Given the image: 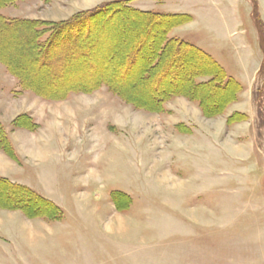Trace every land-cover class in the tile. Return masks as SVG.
<instances>
[{
  "label": "rangeland",
  "instance_id": "rangeland-1",
  "mask_svg": "<svg viewBox=\"0 0 264 264\" xmlns=\"http://www.w3.org/2000/svg\"><path fill=\"white\" fill-rule=\"evenodd\" d=\"M116 1L125 0L0 6L9 20L36 21L0 22V122L20 158L1 152L0 175L63 211L57 220L24 213L22 196L0 185V264H264V0L130 1L140 11L194 16L169 37L203 48L246 87L216 117L180 94L161 112L143 109L188 90L200 63L177 54L162 80L161 65L149 83L132 81L145 74L120 64L134 44L155 59L159 30L137 27L139 16L120 5L92 42L66 50L53 70L39 68V42L42 51L59 25ZM234 114L247 119L229 123Z\"/></svg>",
  "mask_w": 264,
  "mask_h": 264
},
{
  "label": "trees",
  "instance_id": "trees-1",
  "mask_svg": "<svg viewBox=\"0 0 264 264\" xmlns=\"http://www.w3.org/2000/svg\"><path fill=\"white\" fill-rule=\"evenodd\" d=\"M13 1L15 0H0V6L7 3H12ZM130 1L131 0L105 3L91 11H87L86 13L81 14L79 18L76 17L73 20L64 22L59 25L55 33L53 34V39L49 41L44 50L41 51V46L43 45V43L39 42L37 45L40 48V52L36 57L39 68L43 69L44 71H47V69L53 70L56 67L57 62L59 63V66H61V63L63 64V62L65 61L66 55H64V53H66V50L73 51L74 49H78V47L81 48V45L82 47H85L86 43L92 42V40L95 38V35L97 34L96 30L98 26L102 27L101 24L103 25L104 21L108 23L109 21H115V18H113V16H115L118 12L115 7L120 5V9L124 14L139 16L140 21L135 19L133 21V23H136L137 27L140 25V27L142 28V25L144 23L146 25H152V30H155L156 28H158L156 30H159V37L158 41L156 42V45L157 47H159V49L157 50L158 56L155 59H153L154 57L152 52L150 54L144 49V45L134 44L130 47V49H128V52L130 51V54L127 62H123L120 64H126V70L128 71H132L136 68L140 69V74H145H143L144 77H140V80L136 76L132 81L135 82L136 80V83H140V81L146 84L149 83L151 75L155 71L158 72V69L161 65L162 71L161 73L160 71L159 73H157L156 78H161L162 80L166 76V74H164L165 69H168V67L173 65V58L177 54L183 56L187 55L191 60L193 59L200 63L199 68L196 71L190 73V77L192 79L189 82L190 86L188 90L186 89L187 92L184 91V88L182 89V92H179V90H174L169 93L166 92L162 94L161 98L157 100L159 106L157 109L151 110L152 108L150 106H143V109L152 112H161L166 101L176 98V95L180 94L185 96L186 98H189L191 101H197L200 105V108H202L204 115L207 117H216L223 114L227 106L237 100L239 93L242 91L241 84L234 78L228 76L225 69L220 66V64L214 58H212L209 54H207L199 47L182 39L169 37V32L172 29L190 22L192 20V17L189 15H174L164 14L160 12L140 11L138 9L132 8L130 6ZM116 21H119L118 18L116 19ZM0 22L2 26H17L18 28L22 26H29V28H31L32 26L36 25V21L9 20L1 14ZM35 30V32H40L39 28ZM140 31L142 30L140 29ZM260 32L262 35L261 40L263 41L264 32L262 29L260 30ZM164 56L166 57L167 61L166 59L163 60V58H165ZM139 61H144L145 63L139 66ZM68 70V72H74V70L70 67L68 68ZM10 71L16 77H18L21 86L28 89L30 88L28 82L21 74H18L12 68L10 69ZM45 75H48V73H46ZM59 76H61V74ZM35 80H37V78H35ZM97 81V79L93 78V80L89 79L88 83H91L93 85L96 84ZM102 83L107 85L112 92L116 93L118 96L124 98L126 102H128L129 98L126 97L118 88L112 86L109 81L104 80ZM31 90L39 94L41 93V95L45 98H47V95H49V99H53L52 95L48 94L49 91L47 92L41 89L40 92L36 88H32ZM42 92H45V94H42ZM199 92L201 93L200 95H198ZM224 94L229 95V98L226 101H223ZM64 95L66 97L69 94L66 91ZM59 99H62V97L60 96ZM139 106H141L142 108V105ZM246 119V115L234 114L229 118V123L244 121ZM16 123L17 126H19L18 120L16 121ZM35 126L37 125H31L32 128L30 129H36ZM0 150L4 151L10 157L19 161L15 148L12 145V142L10 141L9 136L1 122ZM0 185L22 196L21 200L26 202L22 204L19 203V205H17V209H21L24 213H31L34 214V216H44L51 220H57L63 217V211L58 206H56L47 198L39 195L37 192L31 190L29 187L21 184H15L10 180L2 177H0ZM10 200L14 201V199L12 198H10Z\"/></svg>",
  "mask_w": 264,
  "mask_h": 264
},
{
  "label": "crops",
  "instance_id": "crops-1",
  "mask_svg": "<svg viewBox=\"0 0 264 264\" xmlns=\"http://www.w3.org/2000/svg\"><path fill=\"white\" fill-rule=\"evenodd\" d=\"M258 8H259V6H258ZM172 14V13H171ZM174 15H189V16H191L192 17V20L190 21V22H188V23H186V24H189V23H192V22H194L195 21V18H194V16L193 15H191V14H188V13H180V14H174ZM186 24H183V25H186ZM183 25H181V26H183ZM181 26H178V27H181ZM178 27H176V28H178ZM175 29V28H174ZM258 35H259V39H260V29H258ZM176 38V37H175ZM178 39H180V38H178ZM183 40V39H182ZM184 41H186V40H184ZM188 42V41H187ZM189 43H191V42H189ZM192 44H194V43H192ZM195 46H197V47H199L198 45H196V44H194ZM200 49H202L203 51H205L207 54H209L206 50H204L203 48H201V47H199ZM212 58H214V56H212L211 54H209ZM215 60H216V58H214ZM217 61V60H216ZM218 63H219V61H217ZM220 64V63H219ZM220 66H222L221 64H220ZM223 67V66H222ZM224 68V67H223ZM225 69V68H224ZM225 71L227 72V70L225 69ZM227 74H228V72H227ZM229 76V75H228ZM230 77H232V76H230ZM232 78H234V77H232ZM236 81H238L236 78H234ZM239 82V81H238ZM240 84H241V86H242V90L243 89H245L246 87H244V85L241 83V82H239ZM241 94V93H240ZM241 95H239V97H240ZM242 113H244V112H242ZM249 116V115H248ZM30 132H32V130L30 131ZM16 151V150H15ZM4 153L7 157H8V159H10V160H12V161H14L13 160V158L12 157H10L8 154H6L5 152H3V151H1L0 150V161H2L3 162V158H4V155L2 154V153ZM16 154H17V156H18V153H17V151H16ZM18 159L20 160V158H19V156H18ZM15 162L17 163L18 161L17 160H15ZM0 177H3L4 178V176H2V175H0ZM5 178H7V177H5ZM13 181V180H12Z\"/></svg>",
  "mask_w": 264,
  "mask_h": 264
},
{
  "label": "bare ground",
  "instance_id": "bare-ground-1",
  "mask_svg": "<svg viewBox=\"0 0 264 264\" xmlns=\"http://www.w3.org/2000/svg\"><path fill=\"white\" fill-rule=\"evenodd\" d=\"M83 78V77H82ZM229 95H225L224 97H223V101H226L229 97H228Z\"/></svg>",
  "mask_w": 264,
  "mask_h": 264
}]
</instances>
